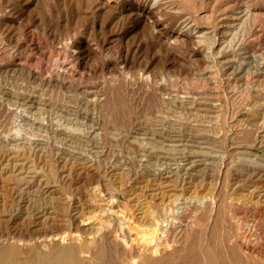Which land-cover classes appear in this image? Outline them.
Listing matches in <instances>:
<instances>
[{"label": "rangeland", "instance_id": "1", "mask_svg": "<svg viewBox=\"0 0 264 264\" xmlns=\"http://www.w3.org/2000/svg\"><path fill=\"white\" fill-rule=\"evenodd\" d=\"M42 1L16 0L24 13L33 15L37 20L42 19L45 25L50 23L52 34L45 35L33 27L27 28L25 24L22 29L28 34L36 32V37L42 38V41L38 38L42 43L41 52L45 54L48 52L46 56L50 55V66L61 67L64 55L62 48L66 40L62 38V30L58 32V28L52 25L50 19L52 10L55 11L60 1ZM192 1L187 0L188 4H193ZM203 1L205 5L209 2ZM254 1L259 7L264 3V0ZM178 2L172 0L166 5V11L169 12L166 21L172 30L183 21L170 10L174 5H178ZM187 9L190 10V7ZM190 11H194L193 8ZM47 16L50 18L47 19ZM219 17H221L219 13L215 15L216 19L212 20V26L216 21H222L223 17L221 19ZM204 22L202 25H206ZM130 26V23L124 25L126 30L122 28L119 34L117 33L118 37H123V41L133 40L130 42L133 48L141 45L147 52L143 48L145 55L140 54L127 64H120L114 73L104 72L93 76L97 81L103 79L108 82L112 90L108 93L110 94L108 106L91 107L93 109L84 107L80 105L79 98L74 92L66 90L59 92L56 89L49 90L50 88L40 91L31 86L24 88L20 81L0 75V142L18 145V148L12 150L0 149V247H18L19 251L25 252V247L17 246L15 243L35 240L38 236L50 232H63L68 235L65 244L68 242L70 244L76 239L79 242H84L85 239L89 242L88 252L82 254L89 264H134L138 259L136 264H202V260H199L200 248L208 240L209 246L212 247L213 244V250L221 258L220 264H230L228 260H231V250L228 249V240L234 235L235 230L236 233L239 231L238 227L239 229L244 227L246 215L222 210L219 219L217 218L213 224L216 228L213 225L211 227L214 229L212 232L211 228L205 227L207 214L199 211L201 201L195 199L191 204L184 203L187 201L186 197L201 198L211 195L212 184L218 173L219 166L213 161L206 158L204 159L206 162L197 161L203 160L197 157L201 145L199 143L205 142L207 138H210L207 139L209 142L215 137L221 141L225 139L224 132L217 123L208 126L196 120L202 116L221 121L224 118L264 115V75H253L252 68L248 75L233 77L226 70L214 67L210 69L206 62L199 61V55L191 58L193 63L171 62L172 60H168L171 58H164L157 47L153 48L148 43L147 34L135 36L136 33L128 32ZM16 30H18L16 25L11 29L6 26L2 28L1 55L13 49L12 41L17 38L16 34L19 32ZM260 35L249 38L244 44L259 48L264 59V32ZM10 36L13 40L8 42ZM201 46L197 45L196 49L201 50ZM188 52L190 51L182 52L185 60L189 58L188 54L193 55ZM20 57L23 56L17 52L13 59ZM34 57L41 56L36 53ZM43 60L46 61V58ZM47 72L49 70H43L42 74L45 75ZM74 76L79 77L78 74ZM81 79L86 80V76H82ZM146 81L151 85L148 86ZM5 84L11 86L5 87ZM7 93L12 98L11 102L7 101L5 95ZM22 96L41 98L36 100L46 108H52L44 121V127L39 128L38 124L31 120L30 122L21 120L8 113L10 108L12 109L10 111L14 110L13 113L22 112L24 108L21 106ZM203 100L208 102L204 107ZM84 110L89 111L87 113ZM60 113L64 117H58L57 114ZM192 124H195L194 127L197 129L192 128ZM66 125L80 128V132L76 131L74 134L64 131ZM200 133L201 135H198ZM225 148H228L227 144ZM221 167L223 168V165ZM203 183L206 184L204 189L201 186ZM172 187L179 191H169ZM173 194L184 195L180 201L182 204L179 201L171 202L175 197ZM92 203L104 209L101 216L97 210L92 209ZM166 203L171 209L169 212L168 208H164ZM75 212L79 213L80 221L84 219L82 222L91 224L74 226L72 222ZM42 214L47 219V223L44 221L45 225L40 223L39 216ZM152 214L158 219L167 216L171 228L184 223L196 224L200 218L203 223L201 228L206 231H200L195 226L183 240L185 250H178L181 253L172 248L178 243L172 245L169 240L168 245L171 243V247L165 250L167 253L165 252L163 258L156 262H139L142 257L140 254L153 249L152 245L157 243L148 238L147 218ZM256 221L264 231V215L256 218ZM95 227L101 228L99 235L92 234L95 230L92 231L90 228ZM210 231L212 234H208ZM112 238L117 240L119 247H113L115 244L110 243ZM126 248L140 251L141 253H138L140 257L137 255L136 258H130ZM23 254L16 256V259L27 258L26 254Z\"/></svg>", "mask_w": 264, "mask_h": 264}, {"label": "bare ground", "instance_id": "2", "mask_svg": "<svg viewBox=\"0 0 264 264\" xmlns=\"http://www.w3.org/2000/svg\"><path fill=\"white\" fill-rule=\"evenodd\" d=\"M58 1H60L58 7L55 9V11L52 10V13L50 12L51 18L47 16V19H51V22H53V24H51L58 28V32L60 29L62 30V38L66 40V43L62 48L64 55L63 60L61 58L63 62L61 67L50 66V55L46 56L48 52H46L47 54L41 52L42 43H40V40H38L40 36L36 37V32L28 34L25 33L24 29H22L23 24H25L27 28L33 27L37 31H41L45 35L50 36L52 34L50 30V23L45 25V21H43V23L42 19L40 21L35 19L33 15H27L24 13L23 9L20 7L18 2H16V0L0 1V34L2 32V28L5 26L11 29L14 25H16V29H18L16 32L19 31L18 34H16L17 38L14 37V41H12L13 38L11 36L9 37L8 42H14L13 49L8 53L6 52L2 55L0 54L1 76L11 78V80L14 79L15 81L18 80V82L20 81L24 88L26 86H28V88L31 86L32 88L40 91L41 89L50 88L49 90L56 89L59 90V92L62 90L74 92L79 98L80 105L84 107L101 108L108 106V99L110 97V94L108 93L112 90H110L108 82L104 81L103 79L102 81H97L95 78H93V76L96 74H102L104 72L114 73L113 71H117L116 69L120 64L125 65L131 60L136 59L140 54L145 55L147 52L145 47L141 45L133 48V45H131L132 43H130L133 40H130V42L127 41V39L126 41H123V37H118L117 33L122 28H124L123 26L127 23L131 24L128 32L136 33L135 36L147 34L146 36L148 43L153 48L157 47L159 52L163 54L164 58H171L168 59L172 60L171 62L176 61V63H178V61H182L181 63H193L191 58L199 55V61L202 63L206 62L210 66V69L214 67L219 70H226L233 77L238 78L248 75L251 73L252 68L254 69L252 71L253 75H264L263 53L259 48H255L252 45L246 46L244 44V42L249 38L260 35L264 32V3L261 7H259L254 3V0H209L206 5L204 4L203 0H193V4H188L187 0H178V5H172L173 7L170 10L180 19H183V21L176 29L172 30L166 21V16L169 14V12L166 11V5L172 0ZM188 7H190V10L193 8L194 11L188 10ZM36 8H38V5ZM218 13L221 15V17H223L222 19L219 17V19L222 21H216V23L212 26V20L216 19L215 15ZM173 16L175 17V15H172V17ZM203 21H205L204 23L206 25H202ZM54 27L52 29H54ZM125 28L127 29L126 26ZM40 39L42 41V38ZM197 45H202V49H196ZM60 47L58 48L60 49ZM143 48L146 50L145 54H143L145 51ZM181 51H184V53L190 51L193 55L189 56L188 54L189 58L185 60V57L184 55L182 56ZM17 52H19V54H21L23 57L13 59ZM36 53H39L43 59L46 58V61H44L41 57H34ZM196 61H198V58ZM189 69H191V67ZM43 70H49V72L43 75ZM76 74H78V78H75L74 75ZM82 76H86V80H82ZM149 81H146L148 86L151 85ZM7 86L11 85L9 84ZM7 86L5 84V87ZM26 94L27 93H25V95ZM5 95H7V101L11 102V96H9L8 93ZM38 95L39 94H37V96ZM22 99L23 101L21 102L23 103L21 106L24 107L22 112L13 113L14 110L10 111V108L8 113L11 116H17V118H20L21 120L24 119L29 122L31 120L34 124H38L39 128L44 127V121L47 118V115L52 111V108H46L45 105L40 104L37 100H40L41 98H36V100L34 97H23ZM205 104H208L207 100H203L202 106L204 107ZM88 111L86 112L88 113ZM61 113L57 114V116L64 117L61 115ZM63 113L65 112L63 111ZM196 121L205 125L208 124V126H211L213 123H217L220 127V130L224 132L225 139L221 141L215 137L211 138V141L209 142L207 139L210 138H207L205 142L201 141L199 143L201 145L199 147L200 151H198L197 157L203 158V160L197 161H202L203 163L205 158L213 161L219 166L217 170L218 173L214 179L215 181L212 184L211 195H205L201 198L186 197L185 200L187 201L184 203L191 204L195 201V199L197 201H201L199 211L201 213L203 212L204 214H207V219L205 221L206 229H210L212 225L215 224V221L217 218L219 219V215L222 213V210H231L230 212L233 211L234 214L235 212H238V214L244 213L247 217L244 227L242 229H239L238 227L239 231L236 233L235 230L234 235H232L228 240V249L231 250V260H228L230 261L228 263L264 264V231H262V227H260L256 221V218L264 215V115L255 114L251 117L241 116L231 119L224 118L221 121L217 119L213 120V118L209 116H202ZM194 125L192 128H195ZM208 126L206 128H208ZM64 129V131H69L70 133L74 134L76 131L80 132V128H73L70 125L64 126ZM195 129H197V127ZM194 132L196 134V131ZM201 133L198 135H201ZM9 143L1 141L0 149L12 150L18 146L17 144ZM225 144L228 146L227 149L225 148ZM64 159L65 158H63V160ZM64 162L66 161L64 160ZM222 165L223 168L221 167ZM183 185L181 186L183 187ZM205 185L206 184L204 183L201 185L203 187L202 189L206 188ZM174 186L176 187V185ZM175 187H172L169 191H179V189H176ZM186 188L187 186L185 189ZM180 190H182V188H180ZM183 196L178 194V196L173 197L171 202H180L182 201ZM161 200H163V198ZM167 200L168 198L166 201ZM161 202L164 205V202ZM180 204H182V202H180ZM91 205L92 209L95 211L97 210L99 215L104 212V209L99 207L98 204L92 203ZM168 205L169 204L166 203L164 206V208H168L167 212L171 210ZM156 206H158V204ZM76 213L77 212H75L73 216L72 222L74 226L81 227L91 224V222H82L84 219L80 221V217L78 215L79 213ZM155 214H152L149 218H147V222L149 226L148 238L150 241H157V243L155 242L156 245L153 246L155 244L154 243L152 245V247H154L153 249H148L147 251L142 252L144 254H142L140 251L138 252V250L126 248L127 251H125L130 256V258H136L139 256L138 253H141L140 256L142 257L139 256V262H156L164 257L163 255L166 252L165 250L171 247V243L172 245L174 243H178L175 246L173 245L174 247L172 246L173 249L175 248L174 251H177V253H181V251L185 250L183 240L186 238L189 232L195 228V226L196 228L198 227L200 231H206V229L201 228L203 223L200 218L198 221H196V224L195 222L184 223L181 226L171 228V224L167 216L164 215L163 218L158 219L156 218ZM42 215L39 216L41 218L40 223L45 225V223H47V219L45 215V217ZM60 220L62 222V219ZM213 226L216 228L215 225ZM90 229L92 231L95 230L94 233L92 232L93 235L100 234V227ZM199 230L198 232H200ZM212 232L210 231L208 234H212ZM67 236L68 235L63 232H50L38 236L35 240H24L22 242L15 243L17 246L25 247V252L19 251L18 247H0V264H89L87 259L83 258L82 255L83 253L88 252L87 248L89 247L87 246H89V242L86 239L84 242H79L78 239H76L74 242H70V244L69 242L68 244H65L64 241ZM169 240L171 241L170 245H168ZM110 243L115 244L114 246L112 245L115 248L119 247L117 246L118 243L115 238H112ZM202 245V248L199 247L201 249V259L199 257V260H202V264H220L221 258L218 256L219 254L217 255V253L213 250V244H211L212 247L209 246L207 240ZM219 252L220 251H218V253ZM226 252L227 251L224 253ZM20 254H26L25 257L27 258L22 260L16 259V256ZM226 255L228 258L227 253ZM137 261H135L134 264L138 263Z\"/></svg>", "mask_w": 264, "mask_h": 264}]
</instances>
